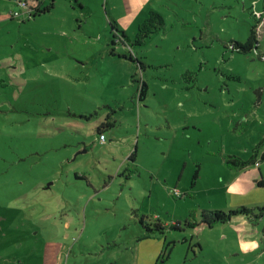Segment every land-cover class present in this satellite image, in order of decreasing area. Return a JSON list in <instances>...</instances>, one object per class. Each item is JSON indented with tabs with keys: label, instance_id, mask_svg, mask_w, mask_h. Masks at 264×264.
I'll return each mask as SVG.
<instances>
[{
	"label": "rangeland",
	"instance_id": "obj_1",
	"mask_svg": "<svg viewBox=\"0 0 264 264\" xmlns=\"http://www.w3.org/2000/svg\"><path fill=\"white\" fill-rule=\"evenodd\" d=\"M41 1L0 0V264H264L201 224L264 206V0Z\"/></svg>",
	"mask_w": 264,
	"mask_h": 264
},
{
	"label": "trees",
	"instance_id": "obj_2",
	"mask_svg": "<svg viewBox=\"0 0 264 264\" xmlns=\"http://www.w3.org/2000/svg\"><path fill=\"white\" fill-rule=\"evenodd\" d=\"M38 3L42 2L41 0H36ZM53 4H50L49 7H46L42 9L41 7H30L29 11L27 12L28 18L35 17L36 15L42 14L44 12L50 11V9L53 7ZM14 17V15H12ZM113 29H117L115 26V23H111ZM120 33L119 35H115V38L112 40V44H116L118 42H124L123 40H127V35L123 31H118ZM117 41V42H116ZM233 49L237 50L238 52L247 54L251 53L254 49H259V38L257 37V32L255 26L251 28L250 36L246 42H235L233 43ZM114 54V50L112 52ZM125 58H129L131 60H134L133 54L124 55ZM264 59V56H262ZM144 87L145 84L142 87L141 95L144 93ZM98 132L100 135L103 134V131L101 128L98 129ZM264 157V156H263ZM256 156H252L249 160H243L242 158L238 157H232L230 158L227 163L234 168H237L238 170H243L245 168H248L250 165H256ZM258 187L264 188V181L258 182ZM236 216H244L248 219L249 222L253 223L254 225L258 223V221L264 217V206L260 207H254V208H247V207H239L235 210L230 211H219V210H211V211H203L202 212V219L201 224L208 227H213L216 224H226L230 222L234 217ZM142 224L144 225L147 237H150V234L154 231H159V233L164 234L166 233V229L170 227L169 225H163L160 222L154 223L155 227H152V224L146 223L144 219L141 220ZM188 225V222H187ZM171 228L179 229L181 230V226L179 224H173Z\"/></svg>",
	"mask_w": 264,
	"mask_h": 264
},
{
	"label": "built area",
	"instance_id": "obj_3",
	"mask_svg": "<svg viewBox=\"0 0 264 264\" xmlns=\"http://www.w3.org/2000/svg\"><path fill=\"white\" fill-rule=\"evenodd\" d=\"M19 4L22 5V6H24V7H26V8H27V12L29 11V8H28V4H27V2L19 1ZM262 13H263V12H259V13H257L255 16H257V17L262 16ZM14 16H15V17H20V14L15 13ZM258 20H259V19H258ZM100 138H101V141H102V142H105V141H106V137L104 136V134L100 135ZM259 165H260V162H259V161L256 162V166H259Z\"/></svg>",
	"mask_w": 264,
	"mask_h": 264
},
{
	"label": "crops",
	"instance_id": "obj_4",
	"mask_svg": "<svg viewBox=\"0 0 264 264\" xmlns=\"http://www.w3.org/2000/svg\"><path fill=\"white\" fill-rule=\"evenodd\" d=\"M255 161L258 162L259 160L256 159ZM255 166H256V165H255ZM256 167L259 168V170H260L261 165H260V166H256ZM246 169H247V168H245V169H243V170H240V172H241V177L244 176V175L250 174V173H252V171H254V170H252V171H246ZM259 172H260V171H259ZM241 177H239L238 180H240ZM235 182H237V181H235Z\"/></svg>",
	"mask_w": 264,
	"mask_h": 264
}]
</instances>
